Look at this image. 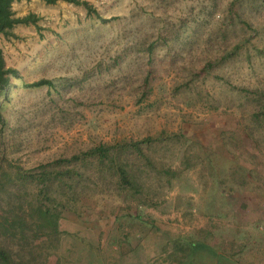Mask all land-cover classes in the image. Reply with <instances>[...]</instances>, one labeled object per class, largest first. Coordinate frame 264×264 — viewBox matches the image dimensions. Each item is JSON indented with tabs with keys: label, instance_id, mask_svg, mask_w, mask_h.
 I'll return each mask as SVG.
<instances>
[{
	"label": "rangeland",
	"instance_id": "374dc122",
	"mask_svg": "<svg viewBox=\"0 0 264 264\" xmlns=\"http://www.w3.org/2000/svg\"><path fill=\"white\" fill-rule=\"evenodd\" d=\"M79 1H15L34 22L0 34L18 73L0 88V264H181L202 241L264 264V0ZM123 140L152 162L138 190L98 187L57 236L28 230L42 197L12 192L15 167Z\"/></svg>",
	"mask_w": 264,
	"mask_h": 264
},
{
	"label": "trees",
	"instance_id": "16d2710c",
	"mask_svg": "<svg viewBox=\"0 0 264 264\" xmlns=\"http://www.w3.org/2000/svg\"><path fill=\"white\" fill-rule=\"evenodd\" d=\"M18 0H0V34L4 36L12 35L13 27L18 23L27 24L34 22V15L28 14L23 17L15 16L12 9L13 2ZM46 3H55L57 0H43ZM79 3V0H67ZM87 5L86 1H82ZM18 76L17 70L6 67L2 50L0 48V88L9 85L11 77ZM47 79H40L30 85H50ZM148 140V138L146 139ZM152 162L143 154L140 141H117L114 143L100 142L89 146L87 149L71 155L70 157H59L47 163H40L35 167L23 169L15 167V175L20 180L21 185H14L12 192L18 193L21 187L28 183L38 189L40 199H35L29 203L30 220L32 228H28L34 234L55 235L59 233L58 223L63 209L72 210L74 202L78 200L82 193L94 191L98 187L100 190L123 191L124 189H135L141 184L135 172V162L140 158ZM85 161L95 164V171L90 173L82 169ZM138 166H140L138 164ZM135 169V170H134ZM166 174H170L169 168L164 169ZM20 185V186H19ZM7 190L4 183L0 181V196ZM18 198V197H16ZM23 205L17 202L14 207L21 208ZM9 211V210H8ZM23 212H27L24 210ZM10 217H17L18 212L9 211ZM28 226H30L28 224ZM26 243V241H24ZM30 255V254H27ZM25 264L26 261H21Z\"/></svg>",
	"mask_w": 264,
	"mask_h": 264
},
{
	"label": "crops",
	"instance_id": "0c3cea01",
	"mask_svg": "<svg viewBox=\"0 0 264 264\" xmlns=\"http://www.w3.org/2000/svg\"><path fill=\"white\" fill-rule=\"evenodd\" d=\"M195 247L186 254L181 260V264H261L260 257H251V255L236 256L232 252H224L214 249L212 244L202 241L198 242ZM158 251V250H157ZM156 251V252H157ZM155 252V253H156ZM155 259V258H154ZM124 260V259H123ZM122 260V261H123ZM138 260V264H144V256ZM135 261V259H134ZM184 262V263H183ZM124 264H129V262L123 261ZM135 263V262H133ZM132 264V263H130ZM153 264H167L160 259L154 260Z\"/></svg>",
	"mask_w": 264,
	"mask_h": 264
}]
</instances>
